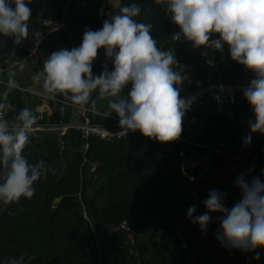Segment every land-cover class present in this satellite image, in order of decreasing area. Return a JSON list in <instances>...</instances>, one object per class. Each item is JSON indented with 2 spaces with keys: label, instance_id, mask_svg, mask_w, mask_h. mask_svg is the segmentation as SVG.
Here are the masks:
<instances>
[{
  "label": "trees",
  "instance_id": "1",
  "mask_svg": "<svg viewBox=\"0 0 264 264\" xmlns=\"http://www.w3.org/2000/svg\"><path fill=\"white\" fill-rule=\"evenodd\" d=\"M133 3L141 9L135 19L151 24V35L157 47L171 50L183 67L187 79L180 86L182 97L194 91L199 83L218 81L219 75L212 72L216 67L231 79L254 77V73L231 58L227 45L223 52L208 46L199 47L214 67L196 64L193 56L184 50L183 39L182 42L171 39L180 28L172 23L171 14H167L162 5L155 0H122L123 6ZM106 5L107 0L73 3L72 0H32L28 5L32 9L28 38L14 47L13 38L0 35V63L9 67L34 52L44 61L53 51L79 47L86 28L99 29ZM49 21L63 22L65 29L49 35L46 25ZM35 32L42 34L39 43L33 35ZM211 38L218 39L219 35L212 34ZM6 91L13 105L9 115L12 124L16 123L19 112L29 107L19 89L7 87ZM127 92L126 87L122 95ZM55 99L58 102L50 101L54 109L51 117L29 108L38 117L34 126L63 124L58 107L68 100L62 95ZM210 104L205 113H197L200 123L194 127L196 134L190 135L182 125L184 139L202 147L224 148L223 154L210 155L206 162L208 170L195 182L199 201L193 217L208 211L203 202L212 190L224 193L223 203L231 209L242 198L235 183L241 173H247L249 182L254 176L264 181V135L250 131L249 121L254 122L255 116L244 95H237L232 101L227 95L216 92ZM249 135L252 139L246 144L245 138ZM29 137L30 143L23 155L29 163L43 161L46 172L34 183L32 198L22 196L8 203L9 215L0 224V264L20 257L23 264H187L181 237L188 248L193 244L196 249L203 235L214 247V264H244L247 257L252 259L250 264H257L256 253L261 255L264 251L243 252L222 246L216 236L221 213H209L212 218L206 231H201L199 224L188 217L187 211L194 200L184 194L185 175L177 165L178 154L185 147L188 160L195 151L203 158L200 154L206 150L200 146L177 141L160 143L141 133L114 141L93 139L89 160L97 161L99 166L96 173H90L87 187L89 213L81 199L85 189L84 167L88 165L81 153V133L71 129L64 136L51 131L43 132L39 138ZM61 145L66 149L64 158ZM0 206H4V212L3 200ZM122 223L132 227L137 256L131 253L128 234L115 231ZM187 234L191 242L186 239Z\"/></svg>",
  "mask_w": 264,
  "mask_h": 264
},
{
  "label": "clouds",
  "instance_id": "2",
  "mask_svg": "<svg viewBox=\"0 0 264 264\" xmlns=\"http://www.w3.org/2000/svg\"><path fill=\"white\" fill-rule=\"evenodd\" d=\"M32 0H0V35L13 38L18 47L29 36ZM117 14L110 15L98 30L85 29L79 47L61 48L44 60L43 69L33 77L42 82L50 98L62 95L72 104H91L95 112L97 101L108 99L111 113L119 117L121 131L126 134L139 131L143 136L160 143L180 138L183 118L196 97H182L181 85L187 79L183 67L177 63L171 50L163 51L151 35L152 25L138 22L140 7L133 3L121 6V0H107ZM171 14L172 23L180 32L171 36L174 42L186 39L194 47L208 46L223 52L228 46L231 58L254 73L244 88V98L250 105L255 121H249L252 133L264 135V0H155ZM218 34V39H212ZM34 37L39 43L40 32ZM100 49L113 61V70L93 74V62ZM22 68L23 65H20ZM9 90L18 87L15 72L8 73ZM126 95H122L125 88ZM7 99L8 92L4 94ZM6 104L0 103V200L10 203L20 197L32 198L34 183L46 172L43 161L29 163L23 155L30 143L29 133L34 130L38 117L29 108H23L10 124L2 118ZM251 135L245 138L250 144ZM264 173V170H262ZM241 173L236 185L242 198L225 207V194L210 191L203 202L208 210L193 217L195 205L187 215L193 223L206 231L211 220L209 213H221L220 228L216 234L222 246L243 252L264 249V181ZM255 259H259L256 253ZM8 264H23V257L13 258Z\"/></svg>",
  "mask_w": 264,
  "mask_h": 264
},
{
  "label": "built area",
  "instance_id": "3",
  "mask_svg": "<svg viewBox=\"0 0 264 264\" xmlns=\"http://www.w3.org/2000/svg\"><path fill=\"white\" fill-rule=\"evenodd\" d=\"M49 27V35L58 33L65 29V25L63 22H52L49 21L46 23ZM102 50L103 60H102V71L107 68L108 71L113 70V61L106 58L104 49ZM204 55L206 53L203 51ZM20 64L19 61L13 62L8 66L2 68L0 67V103L6 104V110L2 114V118L9 122V115L13 110L12 102L8 99L5 100L3 94L6 92L5 88H7V84L3 81L2 77L4 72H7L8 68H14ZM206 64L210 67H214V63L210 61L206 57ZM219 80L208 83V84H201L199 83L197 88L192 91L190 94L186 95L187 97L195 96L196 99L192 103L190 110L185 113L183 118V124L185 130L188 131L190 135L196 134L194 127L200 123V120L197 116V113L202 112L205 113L207 108H210L212 104L211 101L213 99L214 93H220L227 95L232 101H234L237 95H244L243 90L247 87L250 81L254 78L242 80V79H231L229 76L222 74L221 71H218ZM21 92L24 91V88L17 87ZM29 94L36 96L39 100L43 101H54L58 102L55 98H50L49 94L45 91L40 89H29L26 91ZM92 98V94H91ZM68 108H74L76 110V114L79 117V121L77 123L72 124H55V125H48V126H34V130L29 133V136L34 138H39L43 132H51L57 131L60 133L61 136L66 135V133L71 130L75 129L81 133L83 144L81 147V153L84 157V160L89 165V169L91 173H96L99 163L97 161L89 160L91 145V139H97L98 141H114V140H121L127 136L139 134V131L131 132L129 131L127 134L121 131L119 126V117L115 116L110 119L108 124H98L94 123L91 119V109L90 103L88 105L80 106L72 104L70 101L63 102L58 109L63 116ZM10 123V122H9ZM177 142H185L186 144H190L193 146H200L196 142L189 140L188 138L184 139L182 136ZM202 147V146H200ZM206 150L209 155H221L223 154V146L218 147H202ZM179 161L177 163L178 167L181 168L182 172L185 175L184 185L186 186L185 195L188 196L189 199L194 200V205L197 207V203L199 201L198 195L196 193L195 182L198 180L199 177H202L206 171L208 170L207 162L208 158H201L198 153L195 151L191 154V158L187 159V154L185 147L180 151L178 154ZM131 225L128 223H122L121 226L116 230H122L128 234V241L131 245V253L133 256H137V253L134 249V238L131 233ZM188 245L186 242H182V249H187ZM252 262L251 257H247L244 261V264H250ZM138 264V263H137Z\"/></svg>",
  "mask_w": 264,
  "mask_h": 264
},
{
  "label": "crops",
  "instance_id": "4",
  "mask_svg": "<svg viewBox=\"0 0 264 264\" xmlns=\"http://www.w3.org/2000/svg\"><path fill=\"white\" fill-rule=\"evenodd\" d=\"M74 1L76 0H72V3ZM88 3L89 2H87V4ZM121 6H123L122 0H121ZM117 11L118 10L113 9L112 6L109 3H107L101 15V18H100L99 29L102 28L103 21L105 19H108L110 15L117 14ZM194 48H195V53L191 55L193 56L196 64L198 65L206 64V56L204 55L203 51L199 47H194ZM102 60H103V54H102V50L100 49L97 59L93 62V74L94 75L98 76L99 74H101ZM43 63L44 61L42 60V58H40V55L37 52H34L30 57H28L24 61H21L18 66L14 68H8L7 72H4L2 80L8 83L7 73L9 70H11L15 72L14 78L17 82L18 87L24 88V89H29V88L30 89H40L42 88V82L34 83L33 77L35 76L37 72L42 71ZM20 65H23V67L21 68ZM0 67L4 68L6 66L4 63H0ZM218 71L219 70L217 67L214 70H212L213 73L217 72V74H218ZM5 90H7V88H5ZM23 99L27 107L35 110L40 115L51 117V115L53 114L54 109L50 101H43V100L35 99L25 94L23 95ZM92 99H95L97 101L95 112L92 111L91 104H90V109L92 111L91 119L93 121L99 120V122L104 123L106 121H109L112 117H115L117 115L115 112L111 113V109L108 106V99H111V98L98 99V92H93ZM78 121H79V117L76 114V110L74 108H68L65 114L63 115V124H72V123H77ZM93 139L90 140V145L93 144V141H94ZM200 155L203 158H208V159L210 158V155L207 152L203 154L201 153ZM201 163H206V162L202 161ZM84 168H85V174L83 176L84 178L83 184L85 186V189L83 191V194L81 195V199L84 205L86 206V209L90 213V207H89L90 197L87 194V187L89 185L91 172L89 169V165H86ZM183 241L185 240L183 239V237H181V243ZM169 242L172 243V240H170ZM97 249L99 250L98 246H97ZM195 250H196V254L191 253L189 255H186L187 264H214L213 261L216 256L214 247L205 235L202 236L201 242ZM256 261H257V264L264 263V251L261 253V255H259V259H257Z\"/></svg>",
  "mask_w": 264,
  "mask_h": 264
},
{
  "label": "water",
  "instance_id": "5",
  "mask_svg": "<svg viewBox=\"0 0 264 264\" xmlns=\"http://www.w3.org/2000/svg\"><path fill=\"white\" fill-rule=\"evenodd\" d=\"M183 47H184V50L186 52H188L190 54H194L195 53V48L193 46V43L187 41L186 39H183ZM61 149H62V156L64 158L66 156V149H65L64 145H61ZM145 154H147V151L144 153V156H145ZM8 215H9V208H8V203H7L4 212L0 216V224L4 221V219ZM186 237H187V240L189 242H191V239L189 237V234H187ZM191 253L196 254L195 246L193 244H191L188 249H186V250L183 251V256L185 257L186 255H189Z\"/></svg>",
  "mask_w": 264,
  "mask_h": 264
},
{
  "label": "rangeland",
  "instance_id": "6",
  "mask_svg": "<svg viewBox=\"0 0 264 264\" xmlns=\"http://www.w3.org/2000/svg\"><path fill=\"white\" fill-rule=\"evenodd\" d=\"M29 89H30V88H29ZM29 89H24V91H22L23 94L28 95V96H30V97H33V98H35V99H38L36 96H34V95L29 94V93L26 92V91L29 90ZM40 89H42V90L44 91L43 87L40 88ZM3 207H4V206H0V216H1V214L3 213V209H4ZM181 247H182V244H181Z\"/></svg>",
  "mask_w": 264,
  "mask_h": 264
}]
</instances>
